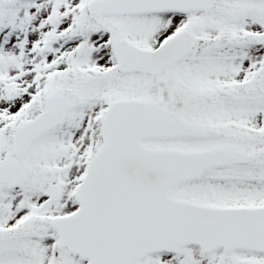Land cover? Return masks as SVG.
Segmentation results:
<instances>
[{
  "label": "snow or ice",
  "instance_id": "6c2138e0",
  "mask_svg": "<svg viewBox=\"0 0 264 264\" xmlns=\"http://www.w3.org/2000/svg\"><path fill=\"white\" fill-rule=\"evenodd\" d=\"M0 264H264V0H0Z\"/></svg>",
  "mask_w": 264,
  "mask_h": 264
}]
</instances>
